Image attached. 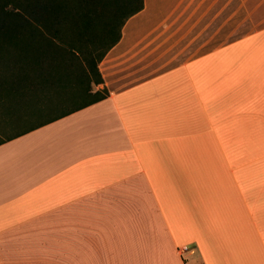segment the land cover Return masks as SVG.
Returning a JSON list of instances; mask_svg holds the SVG:
<instances>
[{
    "label": "crops",
    "instance_id": "crops-1",
    "mask_svg": "<svg viewBox=\"0 0 264 264\" xmlns=\"http://www.w3.org/2000/svg\"><path fill=\"white\" fill-rule=\"evenodd\" d=\"M263 19L144 0L98 65L106 99L0 89V264H264Z\"/></svg>",
    "mask_w": 264,
    "mask_h": 264
},
{
    "label": "trees",
    "instance_id": "trees-1",
    "mask_svg": "<svg viewBox=\"0 0 264 264\" xmlns=\"http://www.w3.org/2000/svg\"><path fill=\"white\" fill-rule=\"evenodd\" d=\"M106 4L0 0V68H11L0 75V89L31 90L54 107L53 93L63 94L64 101L89 98L85 105L106 99L107 90L92 93V85L103 83L98 65L120 41L126 22L144 9V0L115 1L109 17ZM97 40L108 43L95 55Z\"/></svg>",
    "mask_w": 264,
    "mask_h": 264
},
{
    "label": "rangeland",
    "instance_id": "rangeland-1",
    "mask_svg": "<svg viewBox=\"0 0 264 264\" xmlns=\"http://www.w3.org/2000/svg\"><path fill=\"white\" fill-rule=\"evenodd\" d=\"M115 1H122V0H105V3H107L106 5H105V10H104V14L107 16V17H109L110 15L112 16V13L114 12L113 10H114V3H115ZM110 5V6H109ZM262 26H264V19H263V22H262ZM97 42H98V50H97V53L95 54V55H97L98 53H101L104 49H105V46H106V44L108 43H104V42H100V40H97ZM103 43V44H102ZM11 69V68H10ZM9 69V70H10ZM9 70H7L6 68H0V75H1V77L3 76V74L5 73V71H6V73H7V71H9ZM6 75V74H5ZM92 90H93V88H94V85H92ZM84 98V99H83ZM86 100H90L89 98H86V97H79V99L78 98H75V99H73V98H67L66 99V101L65 102H63V103H61V105H60V109L61 110H67V109H72V108H74L75 106H78L80 103H82V102H84V101H86ZM57 109H59V108H57ZM57 109H55L54 111H56ZM55 114H49V115H47V116H45L47 119L48 118H51V117H55L56 115H59L60 113H58V112H54ZM262 132L264 133V130H262ZM263 141H261V145H260V150H261V153H260V155H261V164L263 165V168H264V137H263V139H262ZM195 259V257H185V261L186 262H188V261H192V260H194Z\"/></svg>",
    "mask_w": 264,
    "mask_h": 264
},
{
    "label": "built area",
    "instance_id": "built-area-1",
    "mask_svg": "<svg viewBox=\"0 0 264 264\" xmlns=\"http://www.w3.org/2000/svg\"><path fill=\"white\" fill-rule=\"evenodd\" d=\"M184 252H189V249L188 248H185L184 249ZM193 253V252H192Z\"/></svg>",
    "mask_w": 264,
    "mask_h": 264
}]
</instances>
